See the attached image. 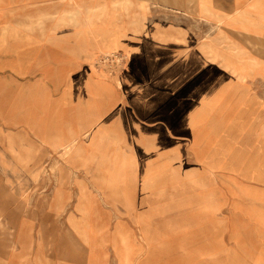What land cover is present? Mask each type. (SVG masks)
I'll use <instances>...</instances> for the list:
<instances>
[{
    "label": "rangeland",
    "instance_id": "rangeland-1",
    "mask_svg": "<svg viewBox=\"0 0 264 264\" xmlns=\"http://www.w3.org/2000/svg\"><path fill=\"white\" fill-rule=\"evenodd\" d=\"M0 264H264V0H0Z\"/></svg>",
    "mask_w": 264,
    "mask_h": 264
},
{
    "label": "crops",
    "instance_id": "crops-1",
    "mask_svg": "<svg viewBox=\"0 0 264 264\" xmlns=\"http://www.w3.org/2000/svg\"><path fill=\"white\" fill-rule=\"evenodd\" d=\"M119 48L124 50L123 51L124 53H130L136 60H139L141 62V53H140L139 47L137 45H134V44L132 45L131 43H128L126 46H120V45H117L113 40L112 41L110 40V41H108L106 43V46L104 47L103 51L104 50L116 51ZM15 69H17V67ZM128 85H130V83ZM200 94L201 95H205V92L200 93ZM68 142H75L76 143V137L70 135V136H68L65 139H59L58 137H53L52 136L53 145L54 146H59L60 149L62 148L63 144L68 143Z\"/></svg>",
    "mask_w": 264,
    "mask_h": 264
},
{
    "label": "bare ground",
    "instance_id": "bare-ground-1",
    "mask_svg": "<svg viewBox=\"0 0 264 264\" xmlns=\"http://www.w3.org/2000/svg\"><path fill=\"white\" fill-rule=\"evenodd\" d=\"M95 9H97V8H95ZM74 149V151H76V152H78L77 150H75L76 148L74 147V142H68V143H65V144H63V146H62V148H61V153L63 154V155H66V154H68L71 150H73ZM75 152V153H76ZM91 158H93V157H91ZM92 160V159H91ZM13 162V161H12ZM101 162V161H100ZM106 163V162H105ZM107 163H109V162H107ZM93 164V163H92ZM100 164V163H99ZM103 165V164H102ZM11 167H13L12 165H11ZM3 168V167H2ZM108 168V167H107ZM106 169V168H105ZM57 170V169H56ZM4 171V170H3ZM13 171V170H12ZM12 174H14V173H12ZM35 174V173H34ZM9 177V176H8ZM6 179H7V176H6ZM20 179V178H19ZM26 179V178H25ZM30 179V178H29ZM21 180V179H20ZM16 181V180H15ZM32 181V180H31ZM25 182V181H24ZM10 183V182H9ZM8 183V184H9ZM10 187H11V185H10ZM9 187V188H10ZM13 187V186H12ZM29 187V186H28ZM22 189V188H21ZM24 189V188H23ZM12 190V189H11ZM20 191H22V190H20ZM27 192V191H26ZM21 194V193H20ZM19 194V195H20ZM15 195H17V194H15ZM18 195V196H19ZM25 195V194H24ZM27 195V194H26ZM26 195H25V197H26ZM31 198V197H30ZM71 238V237H70ZM71 239H73V238H71ZM125 239V238H124ZM124 239H122L123 241H124ZM75 242H76V240H74ZM72 242V241H71ZM129 242V241H128ZM73 243V242H72ZM12 246V245H11ZM127 247V246H126ZM122 250V249H121ZM120 254V253H119ZM124 254V253H123ZM127 255V254H126ZM132 255V254H131ZM125 258H126V256H125ZM130 258V257H129ZM127 260V259H126ZM127 263V262H126Z\"/></svg>",
    "mask_w": 264,
    "mask_h": 264
}]
</instances>
